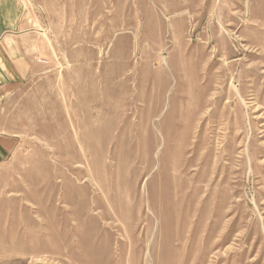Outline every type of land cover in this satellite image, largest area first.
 <instances>
[{"label": "rangeland", "instance_id": "1", "mask_svg": "<svg viewBox=\"0 0 264 264\" xmlns=\"http://www.w3.org/2000/svg\"><path fill=\"white\" fill-rule=\"evenodd\" d=\"M15 1L0 264H264V0Z\"/></svg>", "mask_w": 264, "mask_h": 264}, {"label": "bare ground", "instance_id": "2", "mask_svg": "<svg viewBox=\"0 0 264 264\" xmlns=\"http://www.w3.org/2000/svg\"><path fill=\"white\" fill-rule=\"evenodd\" d=\"M181 143H182V146H184L185 145V139H183V142H181ZM235 152H236V150H235ZM183 153L185 154L186 151H183ZM180 154H182V152ZM227 157L232 158L231 154H228ZM197 166L198 165L196 164V162L193 159L192 160H188L187 161V165H186V167L184 169L181 168L180 166L178 167V172H180V174H182L185 171L187 172L189 170V168H190L191 169V172L192 173H195L197 171V169H196ZM204 168L207 169V170L209 169L208 166H204ZM221 172H222V169H219L217 171L216 177L214 179H216L220 175ZM188 176L191 178V181H193L194 186L197 187V188H196V191H195L194 196L192 197V202H191V212H192V214L189 215L190 217H186L182 221V225L181 226H183V235H182V237L181 236L179 237L178 235L175 236V239H176L174 241L175 246L176 247H179L180 249H179L178 255L175 254L174 259L177 260V258H180V260L178 259V261H176V260L173 259L172 260L173 264H192L191 263V259H192V255H193L192 254L193 248L191 246V243H192V239L194 237V231L191 232L188 229V226L191 225V224L196 223V227L198 228L199 225H200V222L202 220L201 217L198 218V220H196V221H194V220L191 221V219H193L195 213L196 212H199V210H200V209H198L199 203H198V198L197 197H198L199 193L201 192V188L198 185L201 184L202 181H204V182L209 181L207 179V173L202 174V176H199L198 174L196 175V174H190V173H188ZM183 183H184V181H183ZM204 185L202 186L203 189H205V186ZM218 185H221V184L219 183ZM224 204H226V203L224 202ZM220 205H221V203H220ZM220 205H218L217 212H218V218H219V226H222L225 215L223 213V208ZM196 227L194 226V228H196ZM188 232L190 234L189 235V238L187 237ZM188 240H189V244H188ZM187 247H188V249H187Z\"/></svg>", "mask_w": 264, "mask_h": 264}, {"label": "crops", "instance_id": "3", "mask_svg": "<svg viewBox=\"0 0 264 264\" xmlns=\"http://www.w3.org/2000/svg\"><path fill=\"white\" fill-rule=\"evenodd\" d=\"M16 5V1L15 0H0V28L6 27V26H13L12 23H8V25H6L5 23V11H6V7H15ZM1 41V39H0ZM1 47V44H0ZM5 57V53L3 51V53L1 54L0 52V62L4 59Z\"/></svg>", "mask_w": 264, "mask_h": 264}]
</instances>
